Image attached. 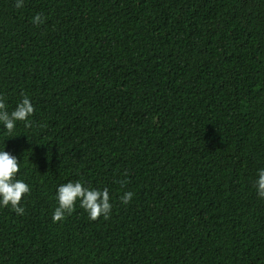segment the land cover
Listing matches in <instances>:
<instances>
[{"label":"trees","instance_id":"trees-1","mask_svg":"<svg viewBox=\"0 0 264 264\" xmlns=\"http://www.w3.org/2000/svg\"><path fill=\"white\" fill-rule=\"evenodd\" d=\"M0 95L35 108L0 126L31 188L0 264H264V0H0ZM69 180L108 218L53 222Z\"/></svg>","mask_w":264,"mask_h":264},{"label":"clouds","instance_id":"clouds-1","mask_svg":"<svg viewBox=\"0 0 264 264\" xmlns=\"http://www.w3.org/2000/svg\"><path fill=\"white\" fill-rule=\"evenodd\" d=\"M24 0H15V7L22 8ZM45 17L41 13L32 16L31 22L39 25L44 22ZM35 108L27 95H23L15 107L9 110L5 97L0 95V126L6 137L13 135L17 122H23L25 127L32 125V116ZM21 167L16 155L5 150L4 144L0 147V207H10L16 214L23 215L25 209L21 204L22 197L30 193V185L23 178H17ZM254 188L259 198L264 199V167L257 169L254 180ZM134 193L125 191L120 196L122 204H128ZM54 198L56 207L52 212L53 222L62 221L70 215L77 203L87 212L89 219L97 217L108 218L112 209L110 192L107 187H92L82 180H69L58 184L55 189Z\"/></svg>","mask_w":264,"mask_h":264}]
</instances>
